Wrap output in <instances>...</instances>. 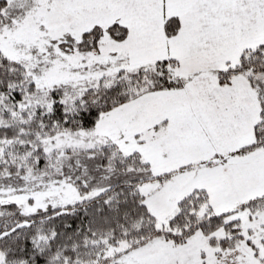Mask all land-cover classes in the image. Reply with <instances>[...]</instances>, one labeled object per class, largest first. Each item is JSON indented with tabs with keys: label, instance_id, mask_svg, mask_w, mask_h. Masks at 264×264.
<instances>
[{
	"label": "snow or ice",
	"instance_id": "6c2138e0",
	"mask_svg": "<svg viewBox=\"0 0 264 264\" xmlns=\"http://www.w3.org/2000/svg\"><path fill=\"white\" fill-rule=\"evenodd\" d=\"M0 264H264V0H0Z\"/></svg>",
	"mask_w": 264,
	"mask_h": 264
}]
</instances>
